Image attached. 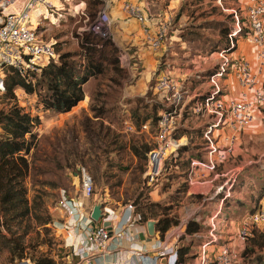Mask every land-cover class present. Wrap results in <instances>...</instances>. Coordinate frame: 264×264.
I'll return each instance as SVG.
<instances>
[{
    "label": "rangeland",
    "instance_id": "374dc122",
    "mask_svg": "<svg viewBox=\"0 0 264 264\" xmlns=\"http://www.w3.org/2000/svg\"><path fill=\"white\" fill-rule=\"evenodd\" d=\"M49 1L56 5L63 16L56 20L52 15L41 21L42 16L34 15L40 13L38 9L31 16L33 26L39 22L37 29L40 36L53 42L55 49L61 45L63 50L72 52L81 50L83 37L92 34L89 31L91 21L106 9L112 20V34L98 36V39L100 43H111L117 50L119 68H110L105 74L92 78L85 85L87 100L84 105L87 108L74 113L43 111L36 95H30L19 88L15 91L19 104L33 114H39L42 121L37 128L39 146L35 154L30 156L32 167L26 183L30 200L41 195L57 226L50 224L54 244H44L40 249L50 253L57 264L74 262L71 249L66 246L62 230L58 228V224L68 218L66 210L58 202L64 198L84 197L79 167H85L94 180V194L87 201L88 207L91 208L99 201H107L116 206L135 201L141 193H146L150 201L172 205V213L181 218V223L195 216L206 221L205 214L216 209L215 204L204 208L203 199L198 197L199 194L207 195L204 182L212 180L211 184L220 187L217 197L222 200V212L207 221L209 231L192 241V237L183 239V232L179 230L171 234V239L177 245L191 241L194 244L191 254L195 259L200 254L199 246L211 243L212 232L218 246L233 247L235 264H245L241 253L247 241L240 239L239 233L249 217L264 203V197L260 205L256 201L264 185V106L257 108L252 124L239 131L233 151L224 158H218L216 153L210 154L204 139L198 137L191 142L189 136L188 145L192 152L195 155L201 154V158L193 159L196 164L191 183L188 176L183 174L174 179L169 178L172 176L169 166L173 163L171 156L165 160L164 171L159 178L148 184L141 161L131 153L129 146L120 153L114 152L113 156L109 150L113 148L110 143L117 135L128 145L132 140H143L152 148L157 145L154 108L156 105L162 106L157 112L158 117L168 108L163 96L156 90L157 81L162 76L178 79L187 92L186 106L177 130L187 128L191 131L204 127L201 118L196 117L189 107L211 91L209 75L223 59L220 56L223 43L218 48L215 46L222 37L216 24L228 22L232 29L234 19L230 9L235 7L245 12L250 1L131 0L144 3L151 18L171 20L169 37L165 45L156 51L149 49L145 43V34L137 21L127 18L126 13L121 11L123 3L115 6V3L109 5L103 0ZM42 6L40 4L37 8ZM242 41L250 44L245 39ZM252 47L255 49L252 66L257 70L259 49L253 44ZM232 56L237 57L236 54ZM232 78L237 82L235 77ZM260 78L264 84V71ZM6 108V99L0 97V110ZM97 113L101 116H97ZM135 115L137 118L148 116L149 120L138 128ZM127 122L134 125L135 129L129 130ZM218 143L223 148L224 140ZM185 184L187 191H179L184 189ZM215 189L212 187L209 193ZM256 226L264 229V221L258 225L249 224L251 230ZM35 235L33 231L28 237V243ZM236 239L235 245H231ZM25 261L30 262L27 259ZM9 263L8 253H1L0 264Z\"/></svg>",
    "mask_w": 264,
    "mask_h": 264
},
{
    "label": "built area",
    "instance_id": "2783aa9c",
    "mask_svg": "<svg viewBox=\"0 0 264 264\" xmlns=\"http://www.w3.org/2000/svg\"><path fill=\"white\" fill-rule=\"evenodd\" d=\"M103 1L109 5L114 3V0ZM249 1L245 12L232 10L234 26L229 40L231 47L238 46L242 39L257 45L258 69L255 70L249 60L222 51V62L209 76L211 91L197 99L189 109L197 116L208 118L204 139L210 154L216 153L218 158H224L233 151L239 131L250 126L257 108L264 106V84L260 78L264 71V0ZM40 4L53 6L49 0H0V94L6 91V67L26 75L29 71L39 72L51 60L58 59L55 44L43 39L38 32V24L33 26L31 21L32 11ZM123 10L127 18L136 20L140 25L149 49L156 51L165 45L171 20L158 19L152 29V18L144 3L126 0ZM89 31L104 37L112 34V20L106 9L91 21ZM232 76L243 89L241 99L228 96L225 92L224 82ZM156 90L163 96L168 108L159 114L155 134L157 145L148 153L144 174L148 184L159 178L165 160L185 144V139L177 138L175 132L180 126L187 92L178 79L168 75L158 79ZM127 128L135 129L130 123ZM222 139L223 148L218 143ZM195 164L193 160L189 169L190 183L193 182ZM79 170L84 197L64 198L58 202L68 215L58 228L62 230L66 246L71 249L72 264H162L163 259L166 264H192L178 262L177 244L168 235L164 239L160 236L140 239V234L147 235V224L139 220L132 201L116 206L102 201L103 217L94 224L91 215L96 204L91 208L87 206L88 199L94 194L93 177L85 167H79ZM103 221H111V227H106ZM263 221L264 206L246 221L239 233L240 239L246 241L250 235V222L258 225ZM211 235V243L202 245L197 264H235V252L231 246H220L214 254L208 252V246L217 241L212 232Z\"/></svg>",
    "mask_w": 264,
    "mask_h": 264
},
{
    "label": "trees",
    "instance_id": "16d2710c",
    "mask_svg": "<svg viewBox=\"0 0 264 264\" xmlns=\"http://www.w3.org/2000/svg\"><path fill=\"white\" fill-rule=\"evenodd\" d=\"M216 29L222 37L215 46L218 48L223 43L221 52H234L237 46L230 45L229 23L218 22ZM57 46L58 59L51 60L39 72L29 71L26 75H22L16 69L6 67V91L0 94L8 105V108L0 110V254L8 253L9 264H17L26 259L32 264H57L50 253L40 249L44 244H54L50 235L53 218L45 207L41 195L35 196L33 201L30 200L26 183L32 167L30 156L35 154L39 146L37 128L42 121L39 114H33L19 104L16 89L22 88L26 93L36 95L43 111L66 113L85 99V85L92 78L105 74L110 68H119L116 59L117 50L111 43H100L98 36L93 33L83 37L81 50L78 52L63 50L61 45ZM109 46L111 49L107 50ZM160 109H162L161 105H156L154 108L155 126L159 119L157 112ZM97 116L101 114L97 113ZM134 118L138 128L149 120L148 116L137 118L135 115ZM204 132V127L191 131L182 128L176 130L175 136L181 138L187 133L192 142L198 137H204ZM110 144L113 146L109 150L112 156L114 152L120 153L129 146L131 153L141 161L142 170L146 171L148 153L152 149L149 143L132 140L128 145L117 135ZM188 144L180 146L177 153L171 156L173 163L169 166L172 169V176L169 178L174 179L180 174L188 176L193 159L201 158V154L195 155ZM186 154H189L187 158ZM187 189L185 184L184 189L179 191H187ZM198 197L204 201L205 196L199 194ZM263 197L264 185L256 198L259 205ZM223 198L225 199L226 196L224 195ZM132 202L140 221L147 223L150 219L158 220L157 233L161 239L165 238L171 228L181 223V218L172 213V205L150 201L146 193H141ZM33 231L36 235L28 243V237ZM208 231L209 227L204 224V220H198L195 216L186 222L182 236L183 239L192 237L193 241L195 237H202ZM246 241V247L241 253L245 264H264V229L257 226L252 228ZM193 246L191 241L177 245L178 262L188 263L194 258L191 254Z\"/></svg>",
    "mask_w": 264,
    "mask_h": 264
},
{
    "label": "crops",
    "instance_id": "0c3cea01",
    "mask_svg": "<svg viewBox=\"0 0 264 264\" xmlns=\"http://www.w3.org/2000/svg\"><path fill=\"white\" fill-rule=\"evenodd\" d=\"M22 1V0H21ZM126 0H114V3H115V6H118L119 5V3H124ZM50 2H52V1H50ZM53 3V2H52ZM42 5H44V6H42V7H40V8H35L33 11H32V13L33 12H35V11H37L38 9L40 10V13H34V15L36 14H38V16H42L43 17V19L41 20V21H43L44 19H48V18H50V16H54V18L56 19V20H59V18H61L63 15H62V12H60V10L56 7V5L53 3V6L51 7V6H47V5H45V4H42ZM39 7V6H38ZM45 8V9H42V8ZM121 8V11L122 12H124V10H123V6L122 7H120ZM233 9H236L235 7H233L232 9H230L231 11L233 10ZM121 12V13H122ZM55 14H57V15H59V16H56ZM41 17V18H42ZM32 18V17H31ZM158 20V18H152L151 19V21H152V29L155 27L154 26V23L155 22H158L157 21ZM38 24H39V22H38ZM253 44V43H252ZM252 44L250 43V44H248L247 42H241L240 41V43L238 44V46H237V49L234 51V52H232L231 53V55H234V54H236L237 55V57L238 56H241V57H243L244 59H247V60H249V61H251V63H252V58L254 57V54H255V49L252 47ZM253 45H255V44H253ZM256 47H257V45H255ZM259 49V48H258ZM257 52V51H256ZM227 82V83H226ZM224 85H226V90H229V92H227L228 93V96H231V97H234V98H237V99H241L242 98V93H243V89L241 88V86L235 81V79H233L232 77H230V78H228L227 80H225V82H224ZM20 89H22V88H20ZM86 100H87V95L85 96V99L82 101V102H80V104L79 105H77V106H75L71 111H69V112H66V114L68 113H74V112H78V110L80 109H84V108H87L84 104H85V102H86ZM46 112H49V111H46ZM196 117H199V118H201V121H203L202 123L204 124V130L206 129V127H207V123L209 122V120H208V118H206V117H201V116H196ZM128 123V122H127ZM186 126V125H185ZM182 139H185V144L184 145H186V144H188V138H189V134H187V133H185L184 134V136H182L181 137ZM202 139H204V137H201ZM205 140V139H204ZM207 144V143H206ZM211 183H213V181L212 180H210V181H205L204 182V184H205V186H204V188L206 187V189H207V192H206V196H205V198H204V203H203V206H204V208H207L208 206H210V205H212V204H215L217 207H216V209H213V210H211V211H209V214H205V218L207 219L206 221L204 220V224H207V221L208 220H210V219H212L213 220V218H215V217H217V215L218 214H216V213H221L222 212V210H221V205H220V202L222 201V200H220L218 197H217V195H218V193H219V190H220V187H218V186H215L214 184H211ZM212 187H214V188H216L212 193H209V191H211V188ZM203 192V191H202ZM264 200V199H263ZM262 200V201H263ZM220 206V207H219ZM262 206H264V203H262ZM197 217V219L198 220H200V216H199V218H198V216H196ZM187 222V221H186ZM186 222H182V223H180V225H178L177 227H175V228H173V229H171L172 231L171 232H169V233H167L166 235H168V237H171V234H173L174 232H176V231H181L182 230V232H184V230H185V224H186ZM158 237H159V235H157ZM235 239V238H234ZM237 242V239L236 240H234V242H232L231 243V245L232 244H234L235 245V243ZM202 245H203V243H202ZM202 245L201 246H199L200 247V251H201V249H202ZM219 248H220V246H218V244L217 243H212V244H210L209 246H208V252L210 253V254H214V253H216L218 250H219ZM199 257V256H198ZM198 257H196L195 259H192L190 262H188V263H192V264H197L198 263V261H199V258Z\"/></svg>",
    "mask_w": 264,
    "mask_h": 264
},
{
    "label": "water",
    "instance_id": "95a60500",
    "mask_svg": "<svg viewBox=\"0 0 264 264\" xmlns=\"http://www.w3.org/2000/svg\"><path fill=\"white\" fill-rule=\"evenodd\" d=\"M102 201H99L93 208L92 210V219H93V223L95 224L96 222H99L101 221L102 217H103V214H102ZM157 223H158V220L156 219H150L147 221V235L142 233L140 234V239L141 240H146L147 236L148 237H156L157 236ZM103 224L106 226V227H111L112 225V222L111 221H103ZM21 264H29V262H22ZM162 264H166V260L163 259L162 260Z\"/></svg>",
    "mask_w": 264,
    "mask_h": 264
},
{
    "label": "bare ground",
    "instance_id": "6f19581e",
    "mask_svg": "<svg viewBox=\"0 0 264 264\" xmlns=\"http://www.w3.org/2000/svg\"><path fill=\"white\" fill-rule=\"evenodd\" d=\"M19 0H17V2H18Z\"/></svg>",
    "mask_w": 264,
    "mask_h": 264
}]
</instances>
